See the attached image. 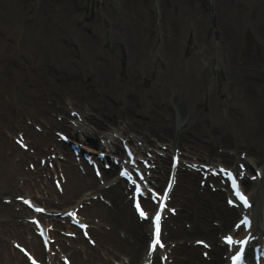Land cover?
I'll return each mask as SVG.
<instances>
[{
    "label": "bare ground",
    "instance_id": "obj_1",
    "mask_svg": "<svg viewBox=\"0 0 264 264\" xmlns=\"http://www.w3.org/2000/svg\"><path fill=\"white\" fill-rule=\"evenodd\" d=\"M111 2L112 27L81 35L79 19L64 0H0V264H32L29 255L10 248L14 243L44 264H162L160 247L150 257L149 222L138 218L130 186L119 177L120 163L114 164L115 158L128 162L121 140L136 153L132 169L147 173L145 182L135 183L146 189L137 197L146 196L152 212L157 206L150 193L162 196L170 175L176 181L170 206L177 214L162 215L171 264H225L229 250L217 231H230L240 213L253 219V245L264 238V68L254 74L236 67L233 39L244 23L242 13L223 2L228 23L218 57L226 62L209 71L205 35L215 20L213 14L206 18L201 2L158 0L156 13L151 0L150 6L146 0H123L121 7ZM33 4L36 13L28 17L24 12ZM157 16L164 32L160 54H152ZM186 36L196 49L185 59ZM204 100L205 115L197 111ZM59 130L81 152L93 153L91 162L82 156L78 161L71 145L58 139ZM177 149L180 160L172 167ZM151 153L152 171L142 163ZM220 165L237 175L253 203L249 209L223 202L229 191L224 176L212 183L208 174L204 181ZM20 191L32 193L47 213L20 202ZM69 210L88 224V237L71 217L63 218ZM33 217L46 228V247L29 222ZM197 239L212 244L209 260L199 257L205 248L193 243Z\"/></svg>",
    "mask_w": 264,
    "mask_h": 264
},
{
    "label": "rangeland",
    "instance_id": "obj_2",
    "mask_svg": "<svg viewBox=\"0 0 264 264\" xmlns=\"http://www.w3.org/2000/svg\"><path fill=\"white\" fill-rule=\"evenodd\" d=\"M68 3V7L72 11V13H75V15L78 17V22L76 23V31L80 33L81 35L84 34H90L93 32H101L103 31L104 25L105 27H112V20L108 18V13L110 14V9L108 6H106L107 0H64ZM110 2L112 0H109ZM115 1L116 5H120V3L123 0H113ZM147 4H149L150 0H146ZM186 1V5H195L197 2L202 3V8L204 10H207V16L206 18L209 19V15L213 14L214 23H208L207 25V31H206V40H207V46H208V69L209 71H212L215 67H222L225 65L226 60L223 58L218 57V47L222 43V40L224 38H221L220 33H226L224 31V26H226L228 23L227 16L224 17V15H228L225 12V9H223V2L230 4V8L239 10L242 13V18L244 20V23L239 24L238 27V33L237 37H234L233 44L236 48V67H248L250 72L254 71L253 73L260 74L262 71L261 69L264 68V0H184ZM176 2L182 3V0H176ZM36 3V2H34ZM113 2H111L112 4ZM151 3H154L152 6V12L156 13L159 12V9L157 7L158 0H151ZM159 4V3H158ZM160 5V4H159ZM180 5V4H179ZM222 6V8H220ZM37 4H33V6L28 7L27 11L24 12L26 16L32 17L36 13ZM121 7V5H120ZM150 7V9H151ZM157 7V8H156ZM118 12V10H117ZM117 16H122V13H115ZM154 17V16H153ZM236 15H234L235 19ZM223 20V21H222ZM155 21L156 25H151V33L154 34L156 37L155 42L157 44V48L154 47V42L152 40V54H154L155 51L160 54L158 50L159 42L162 41V29H160L162 23L160 22V18L157 16V18H154L153 22ZM160 29V30H159ZM240 32V33H239ZM226 41V40H225ZM183 50L182 51V57L183 58H189L192 51L196 49V42L192 40V37L187 38V36L184 38L183 42ZM105 50V51H104ZM104 52H108V46L104 48ZM117 50V49H116ZM199 72V71H198ZM217 76L216 74H213L212 78ZM218 80V79H217ZM221 84V80H218ZM214 82H210V87H213ZM207 100L202 101L198 106L199 108L202 107L200 110L197 111L203 115H205L209 109L207 108ZM216 147V146H215ZM220 151H222V148H218ZM217 149H215L216 151ZM237 151H241L240 149ZM32 152V151H31ZM244 157L245 154L241 153ZM44 177L45 174L43 173ZM23 184V181L19 182V185ZM45 190V189H44ZM26 192L25 194H30L31 197H33L32 193L29 191H22ZM20 193L24 195V193ZM5 193L4 195H6ZM35 194V193H34ZM37 201H40L42 204H44V201L41 199L40 195L35 197ZM16 209V208H15ZM99 221V220H98ZM214 221V220H213ZM198 237V236H197ZM10 241V237L8 238ZM12 240V238H11ZM12 243V242H11ZM10 245V244H8ZM10 248L13 251H16L13 244L10 245Z\"/></svg>",
    "mask_w": 264,
    "mask_h": 264
},
{
    "label": "snow or ice",
    "instance_id": "obj_3",
    "mask_svg": "<svg viewBox=\"0 0 264 264\" xmlns=\"http://www.w3.org/2000/svg\"><path fill=\"white\" fill-rule=\"evenodd\" d=\"M25 146H26V145H25ZM125 174L127 175V173H125ZM138 191H139V189H138ZM237 195L239 196V198H240L242 201H244L245 204H247V198L244 196V194H243L242 192L239 191L238 186H237ZM137 208L140 209V214H141V216H143V217H147V216H148V213L145 212V211L140 207V204H139V203H137ZM155 220L157 221V232H159V214L156 215ZM229 239H231V238L229 237ZM236 259H239V257H237Z\"/></svg>",
    "mask_w": 264,
    "mask_h": 264
}]
</instances>
